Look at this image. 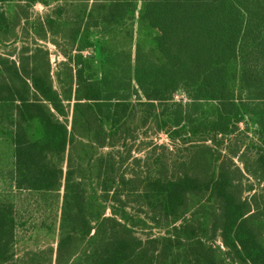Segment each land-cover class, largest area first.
I'll return each instance as SVG.
<instances>
[{
    "label": "trees",
    "instance_id": "obj_1",
    "mask_svg": "<svg viewBox=\"0 0 264 264\" xmlns=\"http://www.w3.org/2000/svg\"><path fill=\"white\" fill-rule=\"evenodd\" d=\"M0 130V264H264V0H0Z\"/></svg>",
    "mask_w": 264,
    "mask_h": 264
},
{
    "label": "crops",
    "instance_id": "obj_2",
    "mask_svg": "<svg viewBox=\"0 0 264 264\" xmlns=\"http://www.w3.org/2000/svg\"><path fill=\"white\" fill-rule=\"evenodd\" d=\"M37 8H41L40 11H38ZM36 13H44L47 11V8L43 6L42 4H38L35 7ZM49 12V11H48ZM50 48L52 51L56 49L55 46L50 45ZM89 52H85L86 55H88ZM98 54V53H97ZM53 62L55 61L56 55H53ZM57 71V72H56ZM56 71H53L52 79H53V84L54 88L62 92L66 95H70L69 91H66L68 89V84L69 79L66 80V78L69 77V72L64 66H61V68ZM66 81V82H65ZM76 87L73 89V102H75V92H76ZM66 91V92H65ZM66 95H64L66 97ZM67 103V101H66ZM59 117V115H57ZM60 118V117H59ZM70 121L72 120V111H71V116H70ZM15 146L13 145L11 139H7L4 137L2 134V130H0V191H10L11 189H17L14 178H15V158L12 155V151L14 152ZM18 195L22 196L23 194L17 193ZM26 194V193H25ZM24 194V195H25ZM27 195V194H26Z\"/></svg>",
    "mask_w": 264,
    "mask_h": 264
},
{
    "label": "rangeland",
    "instance_id": "obj_3",
    "mask_svg": "<svg viewBox=\"0 0 264 264\" xmlns=\"http://www.w3.org/2000/svg\"><path fill=\"white\" fill-rule=\"evenodd\" d=\"M37 9H38V11L41 10V8H37ZM24 42H25L24 35H22V43L24 44ZM241 127H243V126H241ZM163 142H165V141L163 140ZM226 157L229 158V160L230 159L232 160V157H230V156H226ZM236 161H237V165L239 167H243L239 160H236ZM248 177L249 178H246L247 180L243 181L244 185L248 186V185L258 184L257 181L253 177H251V176H248ZM257 187H258L257 191H259L260 189H263L262 185L261 186H257ZM11 199H12V197H11ZM13 199H14V201L16 202V204L18 206V212H19V214H20V216L22 218H25V219H28V218H31V217L37 218V217L45 216L47 214V212L46 211L43 212L42 208H40V207H37L38 209L37 208H29L27 196L22 197V196L16 194V195H14ZM40 205H42V204H40ZM35 209H36V211H35ZM27 210H28V212H26ZM35 212L37 214H35ZM23 213H25V214H23ZM47 215L50 218V214H47ZM53 215H54L53 217L58 216V210L57 209L53 210ZM141 217L145 218L144 215H141ZM50 224H51V221L49 222V225ZM55 229H56V227H55ZM164 231H167V230L158 228L157 226H155L154 222L149 220L148 223H147V227H145V229L143 230V233H142L143 235L142 234L141 235H142V237H144L147 234H149V235H159L161 233H164ZM37 234L39 235V237L41 238L42 241H46L45 236H43V234H40V230L37 232ZM21 237H22V235H21ZM28 242L29 241L24 240V242H22L21 244H22V246H24V245L28 244Z\"/></svg>",
    "mask_w": 264,
    "mask_h": 264
}]
</instances>
